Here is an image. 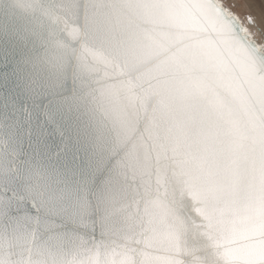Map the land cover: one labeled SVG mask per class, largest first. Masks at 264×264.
<instances>
[{"label":"clouds","instance_id":"9594fccd","mask_svg":"<svg viewBox=\"0 0 264 264\" xmlns=\"http://www.w3.org/2000/svg\"><path fill=\"white\" fill-rule=\"evenodd\" d=\"M227 11L212 0H36L25 10L27 38L62 81L57 95L71 98L93 164L94 238L83 243L96 264H194L196 251L247 264L264 239V61ZM22 156L0 160L45 216L63 185ZM47 243L25 236L13 251Z\"/></svg>","mask_w":264,"mask_h":264},{"label":"water","instance_id":"95a60500","mask_svg":"<svg viewBox=\"0 0 264 264\" xmlns=\"http://www.w3.org/2000/svg\"><path fill=\"white\" fill-rule=\"evenodd\" d=\"M212 2L228 10L225 15L231 20L243 22L240 30L245 43L257 60L264 61V33L254 17L244 16L228 0ZM34 3L0 0V155L12 160L23 153L22 159L42 161L63 191L48 203L46 215L40 216L36 203L26 201L24 192L12 187L6 163L0 160V264L13 260L21 264L71 260L96 264L97 254L83 243L94 238L89 234L87 200L94 168L81 134L69 120L71 98L57 95L62 81L48 76L42 50L27 38L25 10ZM54 126L63 130V139L55 134ZM69 138L71 147L66 150L62 144ZM41 233L48 243L35 253L22 248L13 251L14 239H34ZM193 262L214 264V257L196 251ZM247 264H264V239L250 246Z\"/></svg>","mask_w":264,"mask_h":264},{"label":"rangeland","instance_id":"374dc122","mask_svg":"<svg viewBox=\"0 0 264 264\" xmlns=\"http://www.w3.org/2000/svg\"><path fill=\"white\" fill-rule=\"evenodd\" d=\"M246 17H254L258 27L264 33V0H228ZM263 8V10L261 9ZM256 28V25H254Z\"/></svg>","mask_w":264,"mask_h":264},{"label":"snow or ice","instance_id":"6c2138e0","mask_svg":"<svg viewBox=\"0 0 264 264\" xmlns=\"http://www.w3.org/2000/svg\"><path fill=\"white\" fill-rule=\"evenodd\" d=\"M54 132H55V134L60 135V136L62 137V139H63L64 133H63V130H62V129H60V128L54 126ZM45 135H46V134H45ZM62 147H63L64 149H66V150H67V149H70V147H71V141H70V138L67 139V140H64V141H63Z\"/></svg>","mask_w":264,"mask_h":264},{"label":"bare ground","instance_id":"6f19581e","mask_svg":"<svg viewBox=\"0 0 264 264\" xmlns=\"http://www.w3.org/2000/svg\"><path fill=\"white\" fill-rule=\"evenodd\" d=\"M263 10V8H261Z\"/></svg>","mask_w":264,"mask_h":264}]
</instances>
